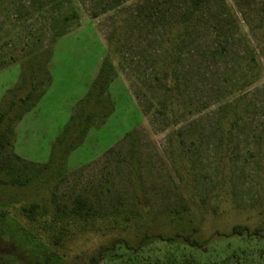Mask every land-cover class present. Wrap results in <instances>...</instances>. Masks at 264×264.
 <instances>
[{
  "label": "rangeland",
  "instance_id": "1",
  "mask_svg": "<svg viewBox=\"0 0 264 264\" xmlns=\"http://www.w3.org/2000/svg\"><path fill=\"white\" fill-rule=\"evenodd\" d=\"M260 38L264 0H0V113L16 102L0 143V264H82L124 235L51 246L23 228L21 206L79 194L102 211L140 200L155 224L190 204L205 238L235 224L264 235ZM97 79L100 102L81 103ZM81 108L95 122L48 164ZM236 250L251 255L237 264H264L258 238L215 237L203 259Z\"/></svg>",
  "mask_w": 264,
  "mask_h": 264
},
{
  "label": "trees",
  "instance_id": "2",
  "mask_svg": "<svg viewBox=\"0 0 264 264\" xmlns=\"http://www.w3.org/2000/svg\"><path fill=\"white\" fill-rule=\"evenodd\" d=\"M258 43L263 44L264 39L260 38ZM99 83L100 79L94 81L93 87L81 103L88 104L94 101V98L96 104L100 102L97 101ZM15 104L16 102L12 101L9 108L0 113V143L3 137L8 136L7 129L3 130L2 124ZM29 109L30 106H27L23 111ZM95 113L92 108L88 110L81 108L78 115L71 117L68 130L64 131L53 146V157L48 164H54L58 156L65 155L81 142L84 133L95 122ZM99 116H107V113ZM74 131L80 133L77 141L72 140ZM6 180L7 177L3 181ZM150 212L151 210H147L140 200L130 209L113 207L108 211H102L101 208L94 207L83 194L76 195L71 205L58 206L50 212L46 211L45 205L40 202L33 201L21 206V214L25 220L23 228H28L34 237L51 246L63 245L66 241L91 233L105 235L117 229L123 232L124 235H113L109 243L100 245L82 264H100L116 259H121L124 264H227V262L237 264L236 259L239 257L244 255L250 258L251 255L236 250L226 260L210 262L203 259L208 253L207 244L215 237L225 236L248 240L264 239L262 227L251 228L247 224H235L227 234L216 231L205 238L201 233L203 219L194 217L190 204H183L172 212L160 213L163 221L159 224L151 220ZM143 221L147 224L146 229L136 232L140 230L139 226L144 224ZM32 226H37L38 232H33L30 228ZM171 227L172 231L169 230ZM132 232L136 235H132Z\"/></svg>",
  "mask_w": 264,
  "mask_h": 264
}]
</instances>
